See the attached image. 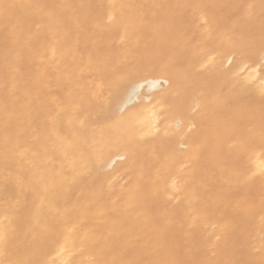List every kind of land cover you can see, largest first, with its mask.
<instances>
[{"label":"bare ground","instance_id":"obj_1","mask_svg":"<svg viewBox=\"0 0 264 264\" xmlns=\"http://www.w3.org/2000/svg\"><path fill=\"white\" fill-rule=\"evenodd\" d=\"M3 193L0 264H264V0H0Z\"/></svg>","mask_w":264,"mask_h":264},{"label":"snow or ice","instance_id":"obj_2","mask_svg":"<svg viewBox=\"0 0 264 264\" xmlns=\"http://www.w3.org/2000/svg\"><path fill=\"white\" fill-rule=\"evenodd\" d=\"M204 23H207V21H204ZM216 56L213 55L212 53H208L205 55L204 57V63L201 65L202 68H209L210 65H213V62L215 61ZM229 63H231V61L229 60ZM248 66L244 65V68L246 69ZM210 70V69H209ZM241 72H243V69L241 70ZM235 78L239 79L241 78V73H236L235 74ZM194 125H191L189 130H191L192 128H194ZM245 145L243 143L240 144V147H244ZM175 183V182H174ZM4 237L0 236V242H3Z\"/></svg>","mask_w":264,"mask_h":264},{"label":"rangeland","instance_id":"obj_3","mask_svg":"<svg viewBox=\"0 0 264 264\" xmlns=\"http://www.w3.org/2000/svg\"><path fill=\"white\" fill-rule=\"evenodd\" d=\"M8 182V181H7ZM6 184L10 187L11 184L8 182ZM7 196V197H6ZM10 199V200H9ZM11 199H12V196L8 193H3V194H0V206H6L8 204V202L11 203ZM9 203V204H10ZM28 246V245H27Z\"/></svg>","mask_w":264,"mask_h":264}]
</instances>
